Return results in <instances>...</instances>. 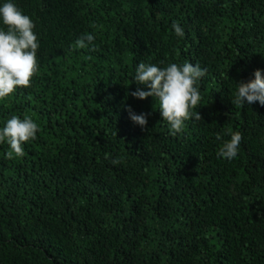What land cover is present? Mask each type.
<instances>
[{
	"label": "trees",
	"instance_id": "1",
	"mask_svg": "<svg viewBox=\"0 0 264 264\" xmlns=\"http://www.w3.org/2000/svg\"><path fill=\"white\" fill-rule=\"evenodd\" d=\"M14 3L38 71L0 100V127L28 114L40 131L23 157L0 144V264H264V106L232 103L264 75V0ZM86 33L94 46L76 49ZM141 61L206 70L175 137L154 98L131 95ZM237 131L238 156L218 159Z\"/></svg>",
	"mask_w": 264,
	"mask_h": 264
},
{
	"label": "clouds",
	"instance_id": "2",
	"mask_svg": "<svg viewBox=\"0 0 264 264\" xmlns=\"http://www.w3.org/2000/svg\"><path fill=\"white\" fill-rule=\"evenodd\" d=\"M171 27L176 37L182 39L185 36L184 28L177 22L174 21ZM34 28L33 20L17 7L14 0H0V100L9 97L18 88L29 87L31 78L38 71L37 51L40 43ZM94 40L92 33H86L75 40L74 47H93ZM205 74L206 70L199 64L190 62L161 66L141 61L135 66L132 81L137 88L131 95L140 100L154 98V108L159 111L162 121L167 123L169 135L175 137L182 133L185 122L193 117L191 110L201 101L199 81ZM256 102L264 106V75L260 69L255 70L253 79L236 83L232 99L234 105L242 107ZM128 113L134 124L141 128L147 125V114H136L130 107ZM195 118H201L199 113ZM39 131L40 125L31 115L8 118L0 127V144L9 146L7 157H23L22 145L36 139ZM241 139L240 132L230 133V139L218 148L217 158L228 161L235 159ZM120 162L119 158L111 160L113 165Z\"/></svg>",
	"mask_w": 264,
	"mask_h": 264
}]
</instances>
